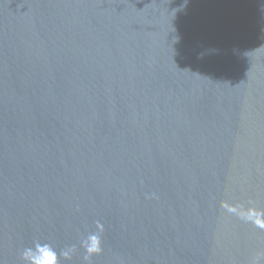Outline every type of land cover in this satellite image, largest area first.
Returning <instances> with one entry per match:
<instances>
[{
    "label": "water",
    "instance_id": "1",
    "mask_svg": "<svg viewBox=\"0 0 264 264\" xmlns=\"http://www.w3.org/2000/svg\"><path fill=\"white\" fill-rule=\"evenodd\" d=\"M36 242L264 264V0H0V264Z\"/></svg>",
    "mask_w": 264,
    "mask_h": 264
},
{
    "label": "clouds",
    "instance_id": "2",
    "mask_svg": "<svg viewBox=\"0 0 264 264\" xmlns=\"http://www.w3.org/2000/svg\"><path fill=\"white\" fill-rule=\"evenodd\" d=\"M98 227L102 229V225H98ZM82 246L86 252L85 261L102 251L101 239L97 234L89 235ZM73 251V248L68 247L58 252L49 243L36 242L33 247L23 249L20 256L22 264H60V258H70Z\"/></svg>",
    "mask_w": 264,
    "mask_h": 264
}]
</instances>
